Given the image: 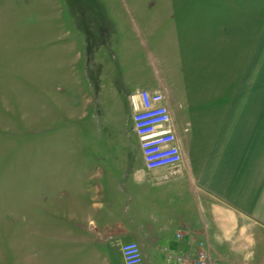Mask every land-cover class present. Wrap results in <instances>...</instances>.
<instances>
[{"label": "crops", "instance_id": "0c3cea01", "mask_svg": "<svg viewBox=\"0 0 264 264\" xmlns=\"http://www.w3.org/2000/svg\"><path fill=\"white\" fill-rule=\"evenodd\" d=\"M176 2V24L173 14L147 23L146 47L160 32L161 58L151 53L156 75L140 81L162 92L181 163L142 165L121 174L115 189H105L101 172L95 183L88 173L58 177L55 200L63 203L55 218L63 229L52 233L85 245L91 259L95 246L110 245L123 262L121 245L135 242L144 264H170L194 258L201 241L212 261L256 264L252 255L264 251V0Z\"/></svg>", "mask_w": 264, "mask_h": 264}, {"label": "rangeland", "instance_id": "374dc122", "mask_svg": "<svg viewBox=\"0 0 264 264\" xmlns=\"http://www.w3.org/2000/svg\"><path fill=\"white\" fill-rule=\"evenodd\" d=\"M176 1L0 0V264H39L38 252L42 264L54 254V264H123L110 245L91 259L52 233L63 229L56 180L88 173L95 183L101 172L115 189L142 167L127 94L155 77L161 35L147 48V23L173 14L176 24ZM251 259L264 264V251Z\"/></svg>", "mask_w": 264, "mask_h": 264}, {"label": "built area", "instance_id": "2783aa9c", "mask_svg": "<svg viewBox=\"0 0 264 264\" xmlns=\"http://www.w3.org/2000/svg\"><path fill=\"white\" fill-rule=\"evenodd\" d=\"M130 121L142 165L146 171L177 167L182 160L177 131L161 91L137 90L128 97ZM194 258L175 256L170 264H226L212 261L203 242L199 241ZM120 252L124 264H144L139 245L127 242Z\"/></svg>", "mask_w": 264, "mask_h": 264}, {"label": "flooded vegetation", "instance_id": "af4514ba", "mask_svg": "<svg viewBox=\"0 0 264 264\" xmlns=\"http://www.w3.org/2000/svg\"><path fill=\"white\" fill-rule=\"evenodd\" d=\"M173 126L175 127V129H177V125L173 122ZM177 131V130H176Z\"/></svg>", "mask_w": 264, "mask_h": 264}]
</instances>
